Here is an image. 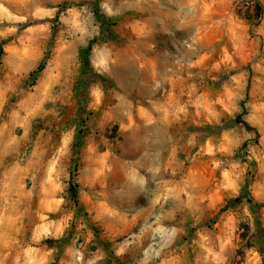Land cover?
<instances>
[{
  "label": "clouds",
  "instance_id": "9594fccd",
  "mask_svg": "<svg viewBox=\"0 0 264 264\" xmlns=\"http://www.w3.org/2000/svg\"><path fill=\"white\" fill-rule=\"evenodd\" d=\"M0 264H264V0H0Z\"/></svg>",
  "mask_w": 264,
  "mask_h": 264
}]
</instances>
